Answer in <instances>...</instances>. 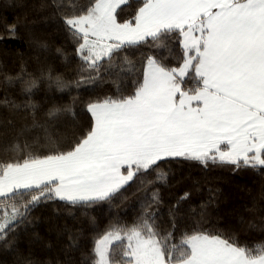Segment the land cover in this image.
<instances>
[{"label": "snow or ice", "instance_id": "obj_1", "mask_svg": "<svg viewBox=\"0 0 264 264\" xmlns=\"http://www.w3.org/2000/svg\"><path fill=\"white\" fill-rule=\"evenodd\" d=\"M123 6L134 10L126 15ZM35 7L60 17L75 74L58 72L43 57L48 42L34 37L37 72L22 65L15 75L0 73L22 98L5 95L0 107L32 119L19 133L24 139L4 149L19 155L0 160V243L11 247L10 234L43 204L88 216L87 209L136 187L150 195L131 225L110 223L90 249L66 229L65 264H75L73 252L79 264H264V243L241 244L204 227V206L179 232L189 191L168 208L167 227L159 212V188L175 178L166 167L173 162L264 171V0H38ZM5 31L19 36L16 23ZM54 52L72 66L63 47ZM105 80L116 91L85 102L86 128L60 124L75 117L72 104L53 103L37 119L41 90L78 91Z\"/></svg>", "mask_w": 264, "mask_h": 264}, {"label": "trees", "instance_id": "obj_2", "mask_svg": "<svg viewBox=\"0 0 264 264\" xmlns=\"http://www.w3.org/2000/svg\"><path fill=\"white\" fill-rule=\"evenodd\" d=\"M37 3L38 0H0V35L4 37L0 40V73L15 75L22 65L28 72H37L35 50L30 39L34 37L48 42L49 51L43 53L47 62L58 72L71 77L75 74L73 70L76 66L72 55V42L60 17L38 12L35 7ZM66 3L83 4L86 0H66ZM123 7L127 9L126 15L134 10L128 6ZM13 23L18 25L17 38L10 37L5 31V26ZM56 47H63L69 53V59L73 60L71 67H67L55 54ZM133 59H139V56H133ZM115 91L116 88L110 80L65 93L41 90L34 97L42 105L37 119L43 122L44 109L53 103L72 104L75 117H64L60 124L65 128L72 125L75 130L86 128L90 116L85 110V102L91 98L112 95ZM17 92L18 87L7 88L0 82V98L7 95L20 102L22 98ZM31 122V117L26 119L22 113H12L5 107H0V160H10L19 155L5 152L4 149L18 137L24 139L19 133ZM36 134L37 130L33 129L32 132L25 133V136L31 139ZM166 167H171L175 178L170 186L159 188L163 199L159 212L165 227L169 220L168 208L184 191H189L191 196L182 206L183 211L177 225L179 232L186 230L185 224H191L204 206L207 213L204 227L214 226L215 230L224 235H234L241 244L264 243V171L244 168L233 172L223 167L205 170L186 161L173 162ZM148 195L150 191L145 193L137 191L136 187H130L124 196L111 203L102 202L87 209L88 216L95 218L94 224L80 211L72 210V215H69L68 209L60 202L43 204L33 210L29 223L21 225L10 234L11 247L0 243V264H29V261L31 264H65L69 259L65 252L69 243L66 229L79 232L80 244L90 249L94 236L106 229L110 223L119 221L131 225L140 214L141 205ZM179 232L175 233L177 238ZM72 259L75 264H79L80 254L73 252Z\"/></svg>", "mask_w": 264, "mask_h": 264}]
</instances>
